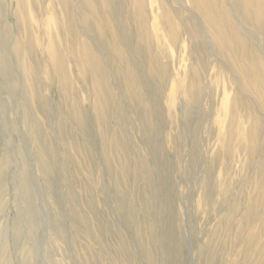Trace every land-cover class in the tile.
<instances>
[{
	"label": "rangeland",
	"instance_id": "1",
	"mask_svg": "<svg viewBox=\"0 0 264 264\" xmlns=\"http://www.w3.org/2000/svg\"><path fill=\"white\" fill-rule=\"evenodd\" d=\"M121 2L118 28L136 32L133 0ZM169 2L146 0L151 35L164 34V12L194 20L186 0ZM220 2L251 30L234 0ZM86 6L75 0L70 15L101 60L102 85L81 73V46L54 43L47 9L65 19L56 0H26L22 14L0 0V264H264V108L244 67L264 62V27L246 58L200 48L186 29L137 54L120 45L132 88L128 64L82 24ZM254 76L264 81V69ZM163 240L176 250L164 255Z\"/></svg>",
	"mask_w": 264,
	"mask_h": 264
},
{
	"label": "bare ground",
	"instance_id": "2",
	"mask_svg": "<svg viewBox=\"0 0 264 264\" xmlns=\"http://www.w3.org/2000/svg\"><path fill=\"white\" fill-rule=\"evenodd\" d=\"M60 5L61 12L64 14L63 23H55L53 21L54 15L52 9H47V14L52 20L49 24L51 28L57 27L54 29V43L66 44L64 40L70 42L74 46H81V50L76 52V59L81 66V73L86 76L92 77L93 85H102V73H103V65L100 62V58L97 54L89 47L87 41L82 40L81 35L77 32V28L75 22H73L72 16L70 15V6L72 3H75V0H56ZM122 0H117L116 8L111 7L110 3L112 0H103L101 4H98V0H86L89 15L81 14L80 20L82 24L88 28H91L100 41L104 43V45L108 46L110 54L112 56L117 57L119 60H123L128 64V73H127V82L128 86L134 88L135 80H134V72L135 66L130 64V54H126V50L120 47V45H124L125 48L128 49V52L133 54H137L140 47H144L145 49L149 48L153 43V40L156 41L158 46H163V41H166L173 45L178 38L179 33L182 30H187V34L196 41V45L200 48L207 47H218L217 50L220 51L222 49L229 50L233 48H238L242 51V56L244 58L247 57V47L249 42L253 39H257L258 34L261 29L264 27V0H234L233 7L238 12L241 22L244 25H247L250 31L243 32L240 29V25L235 20L234 15L230 8L225 6L220 2V0H186L188 6L192 8V14L194 16V20H190L188 25L183 26V22L186 23L187 18H177V15L170 12H164L162 17L164 16V34L161 33L160 29L155 31V36L150 34V28L148 24V11L145 6L146 0H133V15L132 18H136V23L138 26V30L136 32H130V34H121V28H118V15H121L122 11L119 10L118 4L122 3ZM127 1V0H123ZM153 0H149V3H152ZM162 5H169V0H160ZM52 4V3H50ZM17 11L19 14H22L24 6L26 5V0H16ZM111 7V8H110ZM73 11L75 8L73 6ZM157 20H160L159 15ZM149 19V18H148ZM201 19L203 20L204 26L201 24L196 25L195 23ZM156 21V20H155ZM154 21V23H155ZM188 21V20H187ZM153 23V22H152ZM60 27L65 30L64 34L60 33ZM232 32V37L229 38L225 33ZM211 37H214L216 41L220 43H212L210 40L209 34ZM133 36V37H132ZM154 37V38H153ZM231 40V41H230ZM262 43L264 44V35L261 38ZM143 43L142 46H139L138 43ZM162 42V43H159ZM67 45V44H66ZM16 49L20 50L21 42H17L15 45ZM114 54V55H113ZM142 56V55H141ZM61 58V60L59 59ZM53 56L52 60L56 63V71L58 73L64 74L65 64L62 55ZM64 66V67H63ZM246 67V71L250 78L248 81L250 82V86L255 90V92L260 97V102L264 108V81H259L254 75H259L264 69V62H260L259 60H254L250 64L244 65ZM138 90V89H137ZM193 98L189 102L191 107L196 103L194 97L196 94L199 96L202 93V90L199 89L197 80L193 83L192 86ZM101 100V101H100ZM98 102V106H106L105 101L100 99ZM237 102L233 101L232 104H236ZM190 121V120H189ZM254 129L252 130L251 138L257 136L255 132V128H257V124L255 123ZM151 131H154L155 134L157 130L154 126H151ZM106 146L110 145L111 142H104ZM250 149L254 150L255 146L250 145ZM47 170H50L48 166H45ZM128 168H124V172H126ZM148 174L150 171L148 170ZM161 192V191H160ZM252 213H248L246 218L252 217ZM133 221V219H132ZM254 235L251 234L248 239V245H252L254 242ZM181 247V246H180ZM178 247L180 251V255L183 253L182 249ZM161 252L166 255L168 253H173L176 250V245L169 240H163L161 243ZM264 250V246H263ZM171 257V256H170ZM129 264V261L127 260Z\"/></svg>",
	"mask_w": 264,
	"mask_h": 264
}]
</instances>
